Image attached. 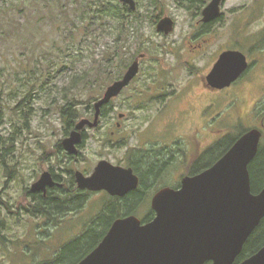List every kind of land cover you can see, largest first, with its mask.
<instances>
[{
	"label": "rangeland",
	"instance_id": "1",
	"mask_svg": "<svg viewBox=\"0 0 264 264\" xmlns=\"http://www.w3.org/2000/svg\"><path fill=\"white\" fill-rule=\"evenodd\" d=\"M137 1L134 31L117 41L114 22L102 27L85 18L96 0H0V199L9 204L0 202V264H62L51 262L59 255L66 263L81 257V250L64 252V246L98 227L105 196L92 194L78 209L47 220L35 213L27 192L50 163L57 164L48 155L56 153L67 125L61 108L78 99L81 118L93 119L92 97H102L141 55L138 75L100 116V128L87 130L82 155L68 169L92 170L102 159L119 164L127 147L134 154L184 147L189 139L196 159L198 148L210 145L202 160L210 165L242 130L253 128L262 132L264 148V0H226L224 18L204 35L180 0ZM166 15L175 22L169 34L157 29L156 17ZM226 49L241 50L250 66L232 86L209 90L206 76ZM104 57L113 62L100 83L72 84L100 70ZM148 203L145 198L134 209L136 216H144Z\"/></svg>",
	"mask_w": 264,
	"mask_h": 264
},
{
	"label": "water",
	"instance_id": "2",
	"mask_svg": "<svg viewBox=\"0 0 264 264\" xmlns=\"http://www.w3.org/2000/svg\"><path fill=\"white\" fill-rule=\"evenodd\" d=\"M131 10L136 0H121ZM223 0H213L204 11V21L220 15ZM175 22L170 16L159 19L157 29L171 33ZM249 68L247 56L239 49L224 50L214 63L206 81L224 89L235 83ZM140 70L139 58L121 79L109 85L94 103V118H81L76 129L63 140L70 153H77L82 131L99 124L102 107L119 96ZM120 114L119 117H123ZM262 132L253 128L209 168L182 180L178 189L166 187L152 199L155 217L147 223L134 215L117 218L103 240L77 264H234L244 245L264 219V186L253 192L249 166L259 151ZM79 188L107 190L124 195L137 188L139 179L132 168L102 159L91 175L78 170ZM49 171L35 181L32 191L53 187ZM239 264H264V246Z\"/></svg>",
	"mask_w": 264,
	"mask_h": 264
},
{
	"label": "flooded vegetation",
	"instance_id": "3",
	"mask_svg": "<svg viewBox=\"0 0 264 264\" xmlns=\"http://www.w3.org/2000/svg\"><path fill=\"white\" fill-rule=\"evenodd\" d=\"M212 1L213 0H183V1L180 0V4L184 5L186 9H188L189 11H192V15L193 17L197 19V24L201 27L202 29L201 32H203V35L207 34L209 29H211L212 25L220 22L224 18V14H225L224 5L226 3V0L222 1L220 5V15L217 18L209 22L203 20L204 11L206 7ZM137 5H138V1H137ZM156 18H157L156 22L158 23L159 19H161L162 16L160 17L158 16ZM200 34H201L200 32L199 34L196 33V36L194 35V38H197V35H200ZM195 46L202 47V43L198 45L195 44ZM194 52H197V49L194 50ZM143 56L144 55H141V57L139 58V62H140V59L143 58ZM136 59L138 58H135V60ZM122 77L123 76H120L118 79H121ZM131 83L127 87H129ZM206 85L207 87L210 88L209 90H212V91L222 90V89H216V88L209 86L207 81H206ZM127 87H125V89ZM114 99H112V101ZM112 101L107 104L108 107L111 106ZM94 114H95V110H94ZM101 117L104 118L102 113H101ZM115 127L116 129H113V128L110 129V138L111 137L113 138L115 134L117 133V131L120 129L119 123H117ZM89 128L99 129L100 126L91 127L87 125L84 128V130L82 131V142L79 145H77V149H78L77 153L73 154L66 150V148L63 145V140L66 137L70 136L72 131L76 129V124L64 126L63 138L60 139L55 144L56 153H50L48 155V160L55 158L57 159V161L55 162L57 164L53 166V163H50L48 167L44 169V171L35 180L37 181L44 172L49 171L52 174V177L56 182L55 185L53 187H47L46 190H38V191H32L30 188V190H28L27 193H28V196L31 198L33 205L36 203L37 198H43V200L45 201L44 218L47 220L50 219V209L47 208L48 206L47 204L48 202L51 201V196H52L53 191H60L63 195L67 194L68 192L69 193L68 195L70 196L69 200L72 201L70 205L71 208H73L74 206L75 207L79 206L78 205L79 203L85 202L86 198L92 194L105 196V199L100 205L101 214H98L95 219L96 223L98 224V227L91 226V228L85 232V233H88L89 231H91L92 234H94V236L96 237V241H98V243H100L103 240V238L107 235L114 221L117 218L124 217V216L131 215V214L136 215L135 214L136 209H139L143 206L142 202L145 198H147V200L149 201L146 207L147 210L144 216L142 218L141 217L139 218L142 220V223H147L151 221L152 219H154L156 213L152 207V199L158 191L166 187L178 189L181 187L182 180L185 177L197 175L201 173L202 171H204L205 169L210 167L209 166L205 168V166L208 165L209 163L203 164L204 162H202L204 157L207 156L208 154V147L210 145L203 147V148L199 147L197 150L198 159H196V153H195L196 145L192 139H189L187 142H185L184 147L173 148L172 146L168 145L167 147H162L161 149H152V150L145 149V152L144 151L139 152L137 150V153H134V154L133 152L130 151V147H127V152L125 153V160L122 163H119V164L117 163L115 165H121L127 168H132L134 174L137 175L139 179L137 188L131 191H128L124 195H112L105 189L99 190V191H91L89 189H82V188H79L77 180H76V172L79 169H75L74 166L72 170L68 168L70 165L75 164L79 156L82 155V148H83L82 146L84 145V142L86 141V139L89 137V134L87 132ZM114 144L115 146H119L121 144V141H118L117 143H114ZM135 150L136 149H134V151ZM95 167L92 170H80V171L84 172L85 175H91L94 172ZM169 176L170 177L173 176L174 177L173 179H175V182L162 181V179L169 178ZM70 190H73L74 192L70 193L71 192ZM133 192H137L140 198L137 201H135V204L133 205L132 210L130 211H127L126 209L122 210L121 211L122 214H120L121 216L115 217V214H117V211H118L117 209L119 206H124V208L127 207L129 196H131ZM76 197L77 198L79 197V199H77ZM134 209H135V212H134ZM81 237L82 236L78 237L77 239H80ZM76 240H74L73 242H75ZM69 244H71V242ZM204 264H212V261H207Z\"/></svg>",
	"mask_w": 264,
	"mask_h": 264
},
{
	"label": "trees",
	"instance_id": "4",
	"mask_svg": "<svg viewBox=\"0 0 264 264\" xmlns=\"http://www.w3.org/2000/svg\"><path fill=\"white\" fill-rule=\"evenodd\" d=\"M96 7H94L92 4L89 6L92 8L94 11L93 13L90 12L88 9L86 12V19H89V23L93 25L95 22H100V25L102 27L104 26L105 23H111L114 22L115 24V29L117 30V41L121 40L123 36L126 35L127 32L132 33L134 31V26H133V20L131 19V16L136 12V11H131L130 8L127 6V4H124L125 6H122L118 3H115L114 0H96ZM156 2H154V5ZM157 5V4H156ZM144 17V16H143ZM143 17H135L137 20L140 19L142 21ZM109 60V61H108ZM108 61V62H107ZM106 62V63H105ZM113 62V59L108 57L103 58V62H101V69L96 70L93 69L94 74L89 75H82L81 77H75L72 79V84L77 83L76 86H78L80 83H83L84 86H90L93 87V85H96L97 83H100L101 78L100 75L105 73H109L110 69V63ZM103 67V68H102ZM100 68V67H99ZM98 73V74H97ZM110 78V77H108ZM98 97H92V100H97ZM80 100L78 99H71L68 100L67 103L61 108V114H62V119L67 125H74L76 124L77 120L81 118V111L79 110V102ZM91 101V100H89ZM108 105H105L102 108V115L105 117L108 115ZM2 109H1V103H0V119L2 116ZM243 132V133H242ZM245 132H247V129L242 130L240 133L243 135ZM236 140V139H235ZM234 140V141H235ZM229 145L222 151L221 155L222 156L229 148L230 146L234 143ZM220 145V144H219ZM220 154V153H219ZM219 155L215 157V159ZM215 159L214 162L216 161ZM214 162H212L210 165H206V167L211 166ZM250 170V175H251V181H252V190L253 192H259L262 187L264 186V148H260L257 156L255 159L251 162L249 166ZM70 193H73V190H70ZM69 193L63 195L60 191H53L52 196H51V201L48 202L47 208L50 209V218L55 217L56 215H64L66 214L65 210L72 209L70 207L71 202L69 200L70 196L68 195ZM81 197V196H79ZM79 197L77 199H79ZM140 198L137 192H133L131 196H129L128 202H127V207L125 208L127 211L132 210L133 205L135 204V201H137ZM43 198H37L36 203L33 205L32 208L37 214H41L44 216V204L45 201L43 202ZM0 202L4 204L7 208L9 207V204L2 201L0 199ZM50 206V207H49ZM75 207V206H74ZM79 206H77L78 209ZM122 212H119L115 214V217L121 216ZM260 226L256 229V231L251 235V237L247 240L244 249L242 253L239 255V257L236 259L234 264H239L242 262L244 259L252 255L253 253L257 252L262 246H264V241H263V233H264V219L261 222ZM98 241H96V237L94 234H92L91 231L83 235L80 239H77L75 242L67 245L64 249L65 251H77V249L81 250V257L79 259L74 260L73 262H67L69 264H76L79 263L83 258H85L97 245ZM84 250V251H83ZM66 259L62 256H58L57 259H54L51 263H62L65 264ZM49 263V262H48ZM66 263V264H67Z\"/></svg>",
	"mask_w": 264,
	"mask_h": 264
}]
</instances>
